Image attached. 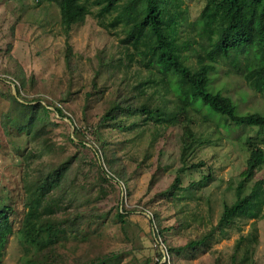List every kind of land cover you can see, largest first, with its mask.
Segmentation results:
<instances>
[{
	"label": "rangeland",
	"instance_id": "374dc122",
	"mask_svg": "<svg viewBox=\"0 0 264 264\" xmlns=\"http://www.w3.org/2000/svg\"><path fill=\"white\" fill-rule=\"evenodd\" d=\"M82 1L89 14L65 29L55 1L0 0V207H8L13 228L0 264H264V163L242 193L262 180L258 217L218 226L236 200L249 155L245 138L255 129L225 128L204 111L178 114L174 123L123 114L122 123L135 122L123 129L100 122L118 98L159 103L162 91L144 87L149 72L130 61L127 28L108 26L115 13L100 16L99 0ZM203 5L181 0L188 23ZM217 66L214 84L223 94L241 112L264 113V94L229 62ZM13 95L59 107L73 121L52 111L35 136L20 132L25 115ZM62 164L63 189L49 193L47 216L63 230L50 245L29 246L18 232L29 186L41 169ZM176 179L180 197L172 199Z\"/></svg>",
	"mask_w": 264,
	"mask_h": 264
},
{
	"label": "trees",
	"instance_id": "16d2710c",
	"mask_svg": "<svg viewBox=\"0 0 264 264\" xmlns=\"http://www.w3.org/2000/svg\"><path fill=\"white\" fill-rule=\"evenodd\" d=\"M50 1L56 2L65 29L82 23L89 14L88 6L82 0ZM96 4L100 5V16L115 13L108 22L109 27L127 28L124 45L130 46V61H136L149 72L142 81L144 87L152 85L162 91L159 103L142 102L137 106L130 100L118 98L100 122L123 129L135 124L134 121L122 123L123 114L125 118L145 114L156 123H174L178 114L204 111L207 118L225 128L229 123L239 129L254 128V136L245 138L249 155L241 173L243 178L237 186L236 200L225 206L218 226L223 228L240 216L258 217L263 201L262 180L255 181L247 194L242 193L245 183L264 163L261 147L264 145V113L241 112L238 105L214 84V79L219 61H227L241 73L251 89L264 94V0H204L198 16L191 23L187 22L181 0H99ZM188 25H193L194 35L187 30ZM192 57L195 58L194 64L190 62ZM14 85L18 93V87ZM12 98L23 109L25 118L18 130L25 134L35 136V130L46 125L52 111L68 118L71 123L73 121L59 107H51L41 100L24 102L17 95ZM168 102L171 106H167ZM106 163L109 167L113 163L108 156ZM65 166L41 169L29 186L27 211L18 230L23 242L29 246L50 245L63 230L56 227L47 214L51 213L50 203L53 201L49 193L63 189ZM108 174L113 176L110 172ZM177 182L178 179L167 192L172 199L180 197L174 191ZM7 211V206L0 207V258L13 234ZM118 216L122 219L124 213L118 211ZM204 241V238L196 239L186 247L193 248ZM159 256L161 258V253Z\"/></svg>",
	"mask_w": 264,
	"mask_h": 264
},
{
	"label": "water",
	"instance_id": "95a60500",
	"mask_svg": "<svg viewBox=\"0 0 264 264\" xmlns=\"http://www.w3.org/2000/svg\"><path fill=\"white\" fill-rule=\"evenodd\" d=\"M12 89H13V93L15 94L16 88H15L14 84H12ZM65 120L71 123V121L68 118H66V117H65Z\"/></svg>",
	"mask_w": 264,
	"mask_h": 264
}]
</instances>
